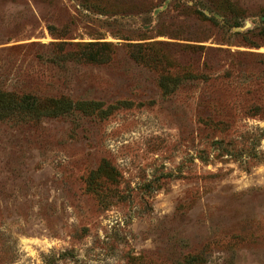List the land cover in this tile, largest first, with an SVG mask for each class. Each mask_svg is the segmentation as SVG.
Listing matches in <instances>:
<instances>
[{
  "label": "rangeland",
  "instance_id": "1",
  "mask_svg": "<svg viewBox=\"0 0 264 264\" xmlns=\"http://www.w3.org/2000/svg\"><path fill=\"white\" fill-rule=\"evenodd\" d=\"M1 94L0 264H264V0H0Z\"/></svg>",
  "mask_w": 264,
  "mask_h": 264
},
{
  "label": "trees",
  "instance_id": "2",
  "mask_svg": "<svg viewBox=\"0 0 264 264\" xmlns=\"http://www.w3.org/2000/svg\"><path fill=\"white\" fill-rule=\"evenodd\" d=\"M2 97L1 99V109L4 110V111H8L11 109V98L8 96V95H3L1 94L0 95ZM19 108H20V105H19Z\"/></svg>",
  "mask_w": 264,
  "mask_h": 264
}]
</instances>
